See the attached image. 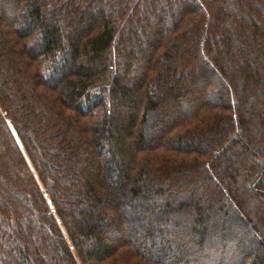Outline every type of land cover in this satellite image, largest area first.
Masks as SVG:
<instances>
[{
	"label": "trees",
	"instance_id": "trees-1",
	"mask_svg": "<svg viewBox=\"0 0 264 264\" xmlns=\"http://www.w3.org/2000/svg\"><path fill=\"white\" fill-rule=\"evenodd\" d=\"M0 264H264V0H0Z\"/></svg>",
	"mask_w": 264,
	"mask_h": 264
},
{
	"label": "rangeland",
	"instance_id": "rangeland-1",
	"mask_svg": "<svg viewBox=\"0 0 264 264\" xmlns=\"http://www.w3.org/2000/svg\"><path fill=\"white\" fill-rule=\"evenodd\" d=\"M119 43H120V42H119ZM122 46H124L123 43H122L121 45L119 44L118 49L120 50V48H122ZM125 46H126V44H125ZM118 57H119V53H118Z\"/></svg>",
	"mask_w": 264,
	"mask_h": 264
}]
</instances>
